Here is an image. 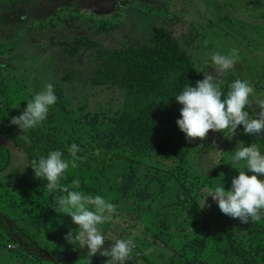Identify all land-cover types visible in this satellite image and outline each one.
Returning a JSON list of instances; mask_svg holds the SVG:
<instances>
[{
  "label": "rangeland",
  "instance_id": "1",
  "mask_svg": "<svg viewBox=\"0 0 264 264\" xmlns=\"http://www.w3.org/2000/svg\"><path fill=\"white\" fill-rule=\"evenodd\" d=\"M153 26L173 32L197 70L203 73L215 74L212 54H229L233 48L238 49L239 59L234 68L217 79L247 80L255 90V97L264 99V0H0V92L7 93L15 103L26 105L35 93L51 83L55 91L62 92L78 117L83 111H89L105 119L112 113L131 109L132 101L124 87L91 84L94 51L86 42L91 40L103 47L150 43ZM78 38L82 45L74 54L60 44L62 41L73 46ZM140 100L144 102L145 96ZM249 109L255 114L259 111L254 103ZM83 137L89 140L88 136ZM239 142L235 137L211 131L207 139L194 140L187 155L186 173L182 178L171 179L167 189L154 192L153 198L122 197L114 183L122 179L121 173L126 167L107 155L104 174L99 173L97 180L85 176L93 189L89 191L81 184L74 189L73 181L69 185L72 190L101 195L116 206L112 220L99 228L105 240L110 241L135 234L132 254L142 253L152 264L164 263L170 256L175 264H224L218 235L214 234L197 250L189 248L188 241L197 225L196 212L217 208L211 197H206L210 207L198 206L205 189H214L222 183L228 190L229 174L245 170L243 162L233 164L231 159L235 148L241 146ZM216 150L222 152L217 156ZM12 155L7 168L19 166L24 171L26 160L22 152ZM147 163L162 169L175 166L166 154H154L148 157ZM67 171L77 174L71 166ZM3 172L0 171V176ZM88 173L97 175L94 170ZM33 177L36 187L40 179L34 173ZM187 186L192 196L181 208L168 206L171 221L162 226L158 214L162 204L182 196ZM4 189L0 187V210L16 211L10 199L1 198ZM20 189H25L24 195L28 193L31 199L29 206L23 202L17 205L15 222L33 233L38 231L41 246L65 245L68 242L64 237L69 230L75 236L78 230L75 224L64 234L56 230L66 217L59 212L56 201L65 193L56 194L52 199H37L30 186ZM261 220L264 222V215ZM89 262L74 260L65 264H93ZM46 263L20 248L0 225V264ZM134 264H145V260L138 257Z\"/></svg>",
  "mask_w": 264,
  "mask_h": 264
},
{
  "label": "trees",
  "instance_id": "2",
  "mask_svg": "<svg viewBox=\"0 0 264 264\" xmlns=\"http://www.w3.org/2000/svg\"><path fill=\"white\" fill-rule=\"evenodd\" d=\"M60 44L71 54L82 45L80 38L75 40L73 46L62 41ZM86 45L93 47L94 51V64L89 76L91 84L111 83L124 87L128 92V99L132 101L131 109L112 113L105 119H101L97 112L89 111H83L78 117L73 114V110L59 90L55 91L57 101L50 107L47 119L34 129L21 131L10 121L12 117L19 116L26 105L15 103V100L9 99L7 93L0 92V160L3 162L0 171L4 170L0 176V187L5 188L1 192V198L10 199L11 207L16 210L12 208L7 211L0 210L2 211L0 225L29 255L38 260L54 263L65 260L66 263L74 260L86 262L91 260L93 264H106L107 257L99 253L89 257L87 248H81L78 242L45 248L37 240L38 231L33 233L15 222L17 205L23 202L24 206H29V198L31 199L28 193L24 195L26 191L20 189L21 186H30L33 189L32 195L35 194L37 199L45 197L52 199L56 198V194L59 196L63 193L60 190L49 192L43 179L34 187V172L29 167L30 162L33 159L38 160L41 156L46 157L53 150L61 151L63 158L70 161L72 157L68 149L75 143L80 147L77 156L82 158L76 161L77 174L66 171L60 185L66 184L69 190H72L69 184L78 179L80 184L90 191L94 187L87 182L85 176L97 180L99 173L104 174L103 169L108 165L105 164L107 155L108 158L126 167L121 173L122 179L114 183L115 190L122 197L135 195L140 198H153L154 192L162 193L167 189L171 179L175 176L182 178L186 173L187 155L194 141H188L176 124L182 106L177 103L175 96L188 84L194 87L204 75L197 70L190 54L182 48L174 33L162 26L152 27L150 43L103 47L89 40ZM66 77L67 75H64V78ZM220 82L222 91L227 93L233 81L225 78ZM141 96H145L144 102H141ZM245 110L250 117L256 116L249 107ZM222 134L231 137L227 131ZM83 136H88L89 140ZM233 137L241 141L243 146L256 144L264 154V133L246 135L243 126L240 125L237 126ZM15 147L22 152L26 160L24 171L19 166L7 168L14 153L12 148ZM95 149L99 154L94 152ZM154 154L168 155L175 166L162 169L156 165H149L148 157ZM91 170L97 175L88 173ZM247 174L252 175L251 172ZM236 175L238 172L233 171L229 174L228 180L231 182ZM259 178L261 179V176ZM183 193L174 201L162 204V210L158 213L162 226H167L171 221L168 206L181 208L192 196L188 186L184 187ZM195 222L197 225L188 241L189 248L193 250L203 248L215 234L222 243L224 264H264L262 220L241 223L239 219L224 215L217 207L198 210ZM73 225L71 218L66 215L56 230L64 234ZM113 242L105 240L102 251ZM138 257H142L145 264H152L142 253L132 254L126 264H134ZM161 264H175L173 256Z\"/></svg>",
  "mask_w": 264,
  "mask_h": 264
},
{
  "label": "clouds",
  "instance_id": "3",
  "mask_svg": "<svg viewBox=\"0 0 264 264\" xmlns=\"http://www.w3.org/2000/svg\"><path fill=\"white\" fill-rule=\"evenodd\" d=\"M239 59V50L233 48L229 54L219 52L212 54L211 61L215 74L204 73L203 79L195 86L189 84L175 96L182 107L180 118L176 120L179 130L185 134L188 141L205 140L208 133L227 131L231 137L236 134L237 126L242 125L244 134L258 135L264 133V99L255 97V90L247 80H234L227 93L221 89L218 76L234 68ZM57 101L54 86L49 83L43 90L34 94L26 102V107L19 116L11 118L10 123L22 130H30L39 126L47 119L49 109ZM256 105V116L250 117L245 109ZM236 147L232 155V163L240 164L246 170H239L232 178L231 187L225 190L223 184L214 189H205L204 197L198 205L200 208L210 207L206 197H211L221 213L241 223L259 222L264 215V154L252 143L248 146ZM80 147L73 143L68 152L72 159L63 158L59 150L50 151L47 156L33 159L30 166L36 178L46 181L49 192L60 190L66 195L57 201L59 212L71 218L78 227L65 235L69 242H78L81 248H87L89 257L99 255L107 257L106 264H126L135 248L134 235L127 238H116L111 245L104 249L105 236L99 226L112 220L116 206L101 195L85 194L78 190H69L61 186L60 180L71 166L77 167L76 161ZM222 151H217V156ZM99 154V152H97ZM251 172L252 175L247 173ZM79 180H73L72 187L78 189ZM151 251V249H149Z\"/></svg>",
  "mask_w": 264,
  "mask_h": 264
},
{
  "label": "crops",
  "instance_id": "4",
  "mask_svg": "<svg viewBox=\"0 0 264 264\" xmlns=\"http://www.w3.org/2000/svg\"><path fill=\"white\" fill-rule=\"evenodd\" d=\"M45 262H48V263H46V264H52V263H54V262H50V261H45ZM65 264L66 263V261H62V262H60V263H57V264Z\"/></svg>",
  "mask_w": 264,
  "mask_h": 264
},
{
  "label": "water",
  "instance_id": "5",
  "mask_svg": "<svg viewBox=\"0 0 264 264\" xmlns=\"http://www.w3.org/2000/svg\"><path fill=\"white\" fill-rule=\"evenodd\" d=\"M12 149H13L14 153H17V149H16V147H15V148H12Z\"/></svg>",
  "mask_w": 264,
  "mask_h": 264
},
{
  "label": "flooded vegetation",
  "instance_id": "6",
  "mask_svg": "<svg viewBox=\"0 0 264 264\" xmlns=\"http://www.w3.org/2000/svg\"><path fill=\"white\" fill-rule=\"evenodd\" d=\"M17 154L19 155V151L17 150Z\"/></svg>",
  "mask_w": 264,
  "mask_h": 264
}]
</instances>
